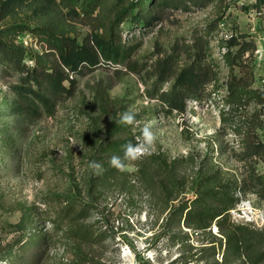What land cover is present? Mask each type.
Here are the masks:
<instances>
[{
  "label": "rangeland",
  "instance_id": "1",
  "mask_svg": "<svg viewBox=\"0 0 264 264\" xmlns=\"http://www.w3.org/2000/svg\"><path fill=\"white\" fill-rule=\"evenodd\" d=\"M12 1L0 0V29L24 22L87 43L97 31L103 32L118 0H101L93 13L65 8L69 0ZM122 1L127 5L131 0ZM183 1L156 10L158 19L148 24H121L116 38L128 53L125 61H107L99 54L96 65H82L71 76V96L55 97L43 86L50 100L47 108L17 96L27 94L24 90L30 86L38 89L27 72L50 69L57 62L42 36L35 34L36 40L25 48V70L15 65L0 69V264L35 259L38 264H264V201L252 189L238 188L236 197L242 193L263 221L247 226L229 219L253 238L240 255L226 251V239L215 224L211 231L195 233L170 218L182 200L199 190L240 182L253 166L264 176V157L243 160L252 140L264 143V104L232 105L227 99L232 75L252 82L254 90H264V65L256 54L264 39V5L256 6L260 0H198L199 5ZM256 8L262 12L259 16ZM221 20L238 44H248L233 66L220 58L213 42ZM201 40L208 43L198 63L209 74L202 97L188 100L182 114L171 112L162 104V94L196 59ZM224 44L233 52L240 48ZM170 55L176 60L175 75L165 76L159 64ZM65 84L70 88V82ZM100 96L120 100L136 115L140 126L125 131L135 140L145 123L152 124V157L128 161L124 170L134 188L112 185L94 192L91 186L96 177L89 167L93 119L100 118L102 130L108 124L101 118ZM156 158L177 162L178 184L165 182V189L159 184L154 191L142 181L141 167H151L163 179ZM28 215L33 217L27 230L19 231ZM21 240L30 244L19 255ZM9 252L18 256L6 259Z\"/></svg>",
  "mask_w": 264,
  "mask_h": 264
},
{
  "label": "trees",
  "instance_id": "2",
  "mask_svg": "<svg viewBox=\"0 0 264 264\" xmlns=\"http://www.w3.org/2000/svg\"><path fill=\"white\" fill-rule=\"evenodd\" d=\"M69 1L70 3L67 5L64 3V7L74 12H76L77 8H80L84 12L88 13L91 11L93 13L98 7H101V0ZM191 1L195 5H199L200 3L198 0ZM260 1L256 6H261L262 3L264 5V0ZM12 2L11 0L10 4ZM184 4L183 0H131L126 5L124 1L118 0L112 4L111 11L113 18L104 26L103 32L97 31L87 43H80L77 38L59 34L51 28L31 27L24 22L4 27L0 29V69L15 65L25 70L22 61L27 52L22 45L16 44L15 38L24 32H30L34 38L35 34L42 36L47 46V51L57 57V62L50 69H46L44 66L40 70L35 69L27 72L28 81L37 85L38 89L35 90L32 88L33 86H30V88L24 90L27 94L20 93L17 96L18 98L22 97V99L30 101L32 106H36V103L40 102L47 108L50 105V100L41 91L43 86L55 97L61 95L71 96L75 86L74 78H71V76L79 72L82 65L89 67L96 65L100 60V55L111 62L123 63L125 61L128 53L124 50L120 40L116 38L118 34L117 30H119L121 24L138 22L145 25L150 21L153 22L158 19L156 10H162L170 5L175 7ZM137 8L138 10L136 11ZM256 9L259 11V8ZM238 42V39L233 37L228 41V44L237 45ZM205 43L208 42L201 40L199 44L200 48L195 54L196 59L177 74L172 89L162 94V104L168 107L171 112L176 111L182 114L186 111L188 100H200L202 97L204 83L208 80L209 74L201 69L198 60L204 57L202 50ZM238 45H240L239 50L233 52L228 49L224 56L230 66L235 65L237 58L241 57L248 50V44L242 43ZM175 61L172 55L162 59V62L159 64L161 74L174 76ZM66 81L70 82V88L66 86ZM251 87L252 82L246 83L244 79L232 75L227 84L228 103L246 106L255 101L264 104V90H254ZM99 106L102 114L101 118L106 117L108 124L102 130V126L100 127L98 123V119L100 118L93 119L95 128L90 139L92 152L89 160L90 162L95 161L100 163L103 171L97 174L93 169L96 177L94 176L95 180L91 186L94 187V192L99 187L104 189L112 185L126 190L134 188V185L128 181L124 171H119L110 165V159L113 155L123 157L122 149L125 144L129 142L136 143V140L132 136L130 137L125 133L130 125L119 122L121 114L126 112V110L123 108L120 100L110 101L104 96L99 97ZM223 121H225V114ZM148 157H152V155H148ZM253 157L260 159L264 157L263 142L252 140L247 145L243 160ZM127 162L125 161L126 164ZM154 162L163 174V179L159 180L158 173L151 167H141L139 173L142 176V181L152 187L154 191L159 187V184V188L165 189V182L179 183V179L176 176L177 162L169 163L166 159L161 158L154 159ZM238 188L252 189L264 201V176L257 173L255 166H253L249 175L240 182L235 181L217 188L199 190L192 198L182 200L178 207L173 209L170 218L178 226L183 224L195 233L211 231L215 224L226 239V251L232 255H240L246 245L253 243V238L250 234L246 233L244 227L235 226L234 224H230L229 221L230 210L239 201L236 197V190ZM175 199H178V197H175ZM32 217L33 215H28L22 219L18 225L19 231L27 230V225L31 222ZM29 244L28 241L21 240L17 244L20 250L18 254L27 252ZM18 254L9 252L5 258L17 257ZM25 264H38V259L33 260L31 263L26 261Z\"/></svg>",
  "mask_w": 264,
  "mask_h": 264
},
{
  "label": "built area",
  "instance_id": "3",
  "mask_svg": "<svg viewBox=\"0 0 264 264\" xmlns=\"http://www.w3.org/2000/svg\"><path fill=\"white\" fill-rule=\"evenodd\" d=\"M262 12L257 11L255 13V16H259ZM220 33L215 36L213 42L217 44V49L220 54V58L223 59L225 54L227 53L228 49L225 46V42L230 41L233 37H235V34L233 32H230L227 28V24L225 20H221L218 24ZM18 41L17 43L19 45H22L24 48H28L29 43L33 42L35 39L33 35L30 32H24L20 34L17 37ZM36 40V39H35ZM256 54L258 58L260 59V63L264 65V39L260 41L259 45L257 46ZM264 69V67H263ZM260 85L264 88V74L263 78L260 81ZM264 167V164H263ZM239 203L230 210V218L234 223L241 224V225H257L259 220L263 221V219L260 216V213L258 214L256 209L253 207L251 201L247 200L243 197L242 193L238 194ZM238 217L243 219L241 222L238 220Z\"/></svg>",
  "mask_w": 264,
  "mask_h": 264
},
{
  "label": "clouds",
  "instance_id": "4",
  "mask_svg": "<svg viewBox=\"0 0 264 264\" xmlns=\"http://www.w3.org/2000/svg\"><path fill=\"white\" fill-rule=\"evenodd\" d=\"M120 123L126 125L140 126L141 122L136 119V115L130 111L121 114ZM142 136L136 138V143L131 142L123 146V157L113 155L110 159V165L124 171L127 168L125 161H136L144 156L151 155L154 151L156 135L152 130L151 123H145L141 129ZM89 167L94 169L97 174L103 171L102 165L95 161L89 162Z\"/></svg>",
  "mask_w": 264,
  "mask_h": 264
}]
</instances>
